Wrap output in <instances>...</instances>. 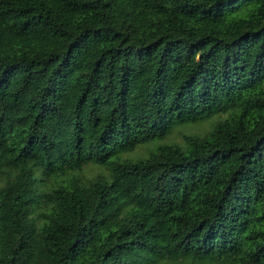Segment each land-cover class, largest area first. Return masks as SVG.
<instances>
[{"label":"trees","instance_id":"1","mask_svg":"<svg viewBox=\"0 0 264 264\" xmlns=\"http://www.w3.org/2000/svg\"><path fill=\"white\" fill-rule=\"evenodd\" d=\"M0 264H264V0H0Z\"/></svg>","mask_w":264,"mask_h":264},{"label":"rangeland","instance_id":"2","mask_svg":"<svg viewBox=\"0 0 264 264\" xmlns=\"http://www.w3.org/2000/svg\"><path fill=\"white\" fill-rule=\"evenodd\" d=\"M198 128H186L185 130H187L188 132H191V131H195L197 130ZM97 169L93 166H88L86 169H85V174L87 175H91L92 172H96Z\"/></svg>","mask_w":264,"mask_h":264}]
</instances>
